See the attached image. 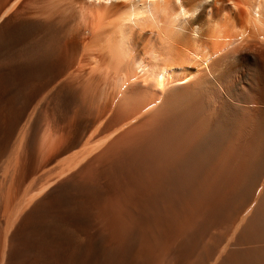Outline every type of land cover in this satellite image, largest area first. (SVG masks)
Returning a JSON list of instances; mask_svg holds the SVG:
<instances>
[{
	"label": "bare ground",
	"instance_id": "bare-ground-1",
	"mask_svg": "<svg viewBox=\"0 0 264 264\" xmlns=\"http://www.w3.org/2000/svg\"><path fill=\"white\" fill-rule=\"evenodd\" d=\"M122 8L0 0V264H264V36L228 51L203 5L163 88H115ZM49 104L61 123L42 129Z\"/></svg>",
	"mask_w": 264,
	"mask_h": 264
},
{
	"label": "clouds",
	"instance_id": "clouds-1",
	"mask_svg": "<svg viewBox=\"0 0 264 264\" xmlns=\"http://www.w3.org/2000/svg\"><path fill=\"white\" fill-rule=\"evenodd\" d=\"M58 3L62 6L64 0ZM104 3L123 6L112 22L114 30L109 37L115 88L134 75L163 88L166 64L175 42L182 35L187 20L203 5L222 11L221 20L213 28L218 42L228 51L243 48L249 38L264 36V0H194L192 8L185 7L186 0H104ZM237 5H242V15ZM144 33L149 34V39L145 56L138 61L131 40L134 34Z\"/></svg>",
	"mask_w": 264,
	"mask_h": 264
},
{
	"label": "rangeland",
	"instance_id": "rangeland-1",
	"mask_svg": "<svg viewBox=\"0 0 264 264\" xmlns=\"http://www.w3.org/2000/svg\"><path fill=\"white\" fill-rule=\"evenodd\" d=\"M44 88V89H43ZM43 88H41V90L39 89V91L38 92H40L41 91V93L43 94V93H45L44 91H46V87H43ZM38 90V89H37ZM37 90L35 91V92H37ZM35 92H33L34 94H36V96H34V94H32L33 95V97H35L34 99L32 98V101H30L31 99H29V103H31L32 104V102H34L35 101V99H36V97L38 98L39 96H41L42 94L40 93L39 95H38V93H35ZM32 95H31V97H32ZM44 95V94H43ZM42 104V103H41ZM30 105V104H29ZM43 109H44V107H42ZM41 108V109H42ZM45 108L46 109H42L44 112L42 113L43 114V116H40L41 115V112H42V110L41 109H39V110H41V112L39 113V118H41L42 120H40L39 121V125H40V127L42 126V124H43V126L44 125H46V123L48 124V126L46 125L45 126V128H48V127H50V126H57L58 124H60L61 123V115H60V113L59 112H57V111H55V109H54V107L51 105V104H49V105H47V106H45ZM47 109H48V111H47ZM59 114V115H58ZM5 116H6V119H5ZM20 117V115L18 114L16 117H14V121L15 120H21L19 117ZM3 118V116H0V118ZM18 117V119H16ZM43 117V118H42ZM48 117V118H47ZM0 119V131L4 128V127H9L11 124H15V123H13V121L11 120L12 118L11 117H9L8 115H4V119ZM1 120H2V122H1ZM4 120H5V122H4ZM52 123H51V122ZM12 122V123H11ZM20 122V121H19ZM8 123H10V125H8ZM49 123H50V125H49ZM17 124H18V122L16 121V126H17ZM42 126V129H44V127ZM36 151H33V153L31 154V156L29 157V159H28V161H29V163H28V166H29V168L30 169H33V168H35V166H37L38 165V163L40 162L39 161V159L41 160V154L38 152L40 149H35ZM37 156V157H36ZM39 161V162H38Z\"/></svg>",
	"mask_w": 264,
	"mask_h": 264
}]
</instances>
